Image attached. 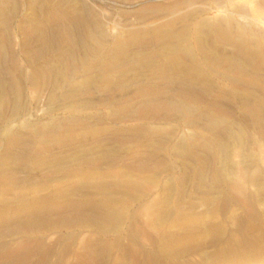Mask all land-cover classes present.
Listing matches in <instances>:
<instances>
[{
  "label": "rangeland",
  "instance_id": "rangeland-1",
  "mask_svg": "<svg viewBox=\"0 0 264 264\" xmlns=\"http://www.w3.org/2000/svg\"><path fill=\"white\" fill-rule=\"evenodd\" d=\"M0 264H264V0H0Z\"/></svg>",
  "mask_w": 264,
  "mask_h": 264
}]
</instances>
